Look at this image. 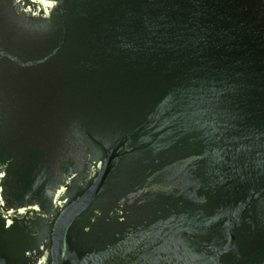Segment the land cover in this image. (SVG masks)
Masks as SVG:
<instances>
[{"label":"water","instance_id":"95a60500","mask_svg":"<svg viewBox=\"0 0 264 264\" xmlns=\"http://www.w3.org/2000/svg\"><path fill=\"white\" fill-rule=\"evenodd\" d=\"M0 264H264V0H0Z\"/></svg>","mask_w":264,"mask_h":264}]
</instances>
